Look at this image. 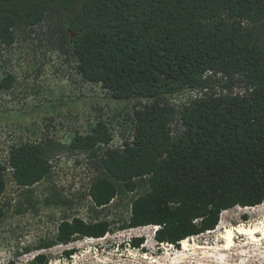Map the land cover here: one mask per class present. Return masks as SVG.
I'll list each match as a JSON object with an SVG mask.
<instances>
[{
  "label": "trees",
  "instance_id": "1",
  "mask_svg": "<svg viewBox=\"0 0 264 264\" xmlns=\"http://www.w3.org/2000/svg\"><path fill=\"white\" fill-rule=\"evenodd\" d=\"M48 16L56 18L57 34L85 81L117 101L153 102L133 106V140L123 149L109 147L113 133L103 120L69 144L48 137L12 146L8 164L0 161V221L8 170L17 187L31 192L65 152L94 161V208L142 192L119 228L158 227V244L179 248L215 230L224 211L264 203V46L255 30L264 22V0H0V46L26 38ZM208 72L227 78L218 86L245 84L248 93L194 100L180 111L184 130L174 136L175 112L164 99L209 88ZM12 83L4 78L0 88ZM111 231L108 220L64 219L27 264H48L43 251ZM144 242L135 237L129 246ZM74 253L65 251L67 258Z\"/></svg>",
  "mask_w": 264,
  "mask_h": 264
},
{
  "label": "rangeland",
  "instance_id": "2",
  "mask_svg": "<svg viewBox=\"0 0 264 264\" xmlns=\"http://www.w3.org/2000/svg\"><path fill=\"white\" fill-rule=\"evenodd\" d=\"M55 17L29 30L26 38L17 35L12 46H0V84L11 76L10 89L0 88V161L8 164L12 146L40 143L48 137L69 144L77 134H85L98 121H106L119 146L133 138V106L142 107L150 100L117 101L99 84L85 81L77 62L67 53L57 34ZM264 46V22L255 28ZM208 92L189 91L164 99L174 109L173 135L183 132L180 111L194 100L210 95H246L245 84L217 88L226 82L219 76ZM49 178L36 184L31 192L17 187L11 172L6 173L7 190L3 197L6 216L0 221V264H27L41 241L54 237L64 219L80 217L88 222L108 220L112 231L100 239L84 238L68 245L43 251L48 264H264V239L253 242L247 236L236 238L235 246L224 249L219 238L226 228L250 226L264 221V203L256 207H236L221 214L213 231L187 239L176 248L158 244L154 227L121 230L130 215V203L142 192L128 193L115 199L103 210L94 208L89 189L98 175L94 161L83 152H65L51 160ZM31 202V204H30ZM32 205V206H31ZM144 237L140 249L130 240ZM183 243V242H182ZM26 249L32 252L26 253ZM74 249L67 258L65 251Z\"/></svg>",
  "mask_w": 264,
  "mask_h": 264
},
{
  "label": "bare ground",
  "instance_id": "3",
  "mask_svg": "<svg viewBox=\"0 0 264 264\" xmlns=\"http://www.w3.org/2000/svg\"><path fill=\"white\" fill-rule=\"evenodd\" d=\"M156 228V227H155ZM240 236H247L249 240L253 242H258L264 239V221L258 224L244 226L240 225L238 227L226 228L224 232H222L219 236L222 240H224V249L230 250L235 246L236 238ZM189 241H183V247L185 250L188 249Z\"/></svg>",
  "mask_w": 264,
  "mask_h": 264
},
{
  "label": "built area",
  "instance_id": "4",
  "mask_svg": "<svg viewBox=\"0 0 264 264\" xmlns=\"http://www.w3.org/2000/svg\"><path fill=\"white\" fill-rule=\"evenodd\" d=\"M207 76H211V77H213V76H219V77H221V78H223V76L221 75V74H214L213 72H208L207 74H206V76L205 77H207ZM225 81H227V78H223ZM218 86V85H217ZM217 88H219V86L217 87ZM186 91H189V92H191V93H193V94H195V97L197 98L198 97V94L200 95H203L205 92H208V88H204V89H193V90H186ZM235 95H238V94H235ZM216 96V95H215ZM219 96V95H218ZM243 96V95H242ZM202 97H200L199 99H201ZM204 98V97H203ZM133 140V138L129 141V142H131ZM126 142V141H125ZM125 142H123L121 145H119V146H115L114 145V136H113V140H112V142H111V144L109 145V147L111 148V149H123L124 148V143ZM158 229V227H156L155 228V231ZM168 245V244H167ZM172 246V245H171Z\"/></svg>",
  "mask_w": 264,
  "mask_h": 264
},
{
  "label": "water",
  "instance_id": "5",
  "mask_svg": "<svg viewBox=\"0 0 264 264\" xmlns=\"http://www.w3.org/2000/svg\"><path fill=\"white\" fill-rule=\"evenodd\" d=\"M74 36V35H73Z\"/></svg>",
  "mask_w": 264,
  "mask_h": 264
}]
</instances>
